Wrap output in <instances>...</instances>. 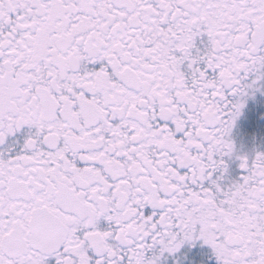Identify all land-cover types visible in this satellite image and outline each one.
<instances>
[{"label":"snow or ice","instance_id":"1","mask_svg":"<svg viewBox=\"0 0 264 264\" xmlns=\"http://www.w3.org/2000/svg\"><path fill=\"white\" fill-rule=\"evenodd\" d=\"M257 92L264 0H0V264H264Z\"/></svg>","mask_w":264,"mask_h":264},{"label":"flooded vegetation","instance_id":"2","mask_svg":"<svg viewBox=\"0 0 264 264\" xmlns=\"http://www.w3.org/2000/svg\"><path fill=\"white\" fill-rule=\"evenodd\" d=\"M264 94L257 92L254 98H250L243 114L236 121L231 137L234 142L235 151L239 154L252 155L254 151H264ZM228 179L236 178L240 175L239 160L236 156L226 158ZM206 252V249L204 250ZM197 259L201 257L195 254Z\"/></svg>","mask_w":264,"mask_h":264}]
</instances>
